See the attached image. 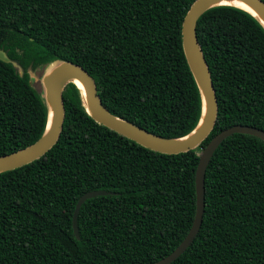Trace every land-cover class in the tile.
Here are the masks:
<instances>
[{"label":"trees","instance_id":"16d2710c","mask_svg":"<svg viewBox=\"0 0 264 264\" xmlns=\"http://www.w3.org/2000/svg\"><path fill=\"white\" fill-rule=\"evenodd\" d=\"M192 0H0V154L40 136L46 108L28 70L81 64L112 114L162 136L184 135L200 91L180 25ZM264 2V0H261ZM195 35L217 108L198 144L176 153L145 147L100 124L67 82L55 142L0 171V264H153L185 235L194 212L198 152L219 130H264V29L228 5L203 9ZM11 61H14L21 71ZM203 210L184 250L166 264H264V140L232 132L203 177ZM85 197L74 218L77 196Z\"/></svg>","mask_w":264,"mask_h":264},{"label":"water","instance_id":"95a60500","mask_svg":"<svg viewBox=\"0 0 264 264\" xmlns=\"http://www.w3.org/2000/svg\"><path fill=\"white\" fill-rule=\"evenodd\" d=\"M222 0H192L186 7L181 25L180 38L183 53L189 68L195 78L200 91L201 106L195 125L181 136L167 137L151 132L126 119L110 113L102 104L97 92L92 75L79 63L67 60H56L41 70H28L29 83L33 85L32 78L40 85L36 88L46 108L45 127L43 132L33 142L17 148L13 151L0 154V171L17 167L42 155L57 139L63 114L62 89L67 82H72L80 90L81 102L84 110L94 121L136 141L137 143L153 150L176 153L195 146L206 137L213 126L214 115L217 108L216 97L210 79L209 70L203 56L201 47L195 35V23L199 13L206 7L215 5H228L239 8L252 15L264 29V2L261 0H240L250 8H243L221 2ZM0 59L9 61L5 52L0 49ZM12 65L18 68L14 61ZM77 78L83 89L73 81ZM34 86V85H33ZM35 88V87H34ZM48 108L50 118L48 119ZM232 132H244L255 135L264 140V130L251 125L233 124L213 134L204 146H201L194 169V212L192 220L186 229L185 235L177 245L166 255L157 259L153 264H166L184 250L196 232L201 220L203 210V177L208 160L217 144ZM107 193L104 189H86L77 196L74 203L72 215L70 216V227L72 233L77 237L74 223L79 204L85 197Z\"/></svg>","mask_w":264,"mask_h":264},{"label":"bare ground","instance_id":"6f19581e","mask_svg":"<svg viewBox=\"0 0 264 264\" xmlns=\"http://www.w3.org/2000/svg\"><path fill=\"white\" fill-rule=\"evenodd\" d=\"M221 2H224V3H228V4H231V5H234V6H237V7H240V8H243V9H245V10H247V11H251L250 10V8H248L246 5H244V3L242 2V1H240V0H222ZM32 79V83H33V85H34V87H35V89L40 85V83L39 82H37L33 77H31ZM73 81L74 82H76L80 87H81V89H83V87H82V84H81V82L77 79V78H73ZM34 82H35V84H34ZM50 109L48 108V119H47V125H49L48 124V121H49V118H50Z\"/></svg>","mask_w":264,"mask_h":264},{"label":"rangeland","instance_id":"374dc122","mask_svg":"<svg viewBox=\"0 0 264 264\" xmlns=\"http://www.w3.org/2000/svg\"><path fill=\"white\" fill-rule=\"evenodd\" d=\"M36 81H37V80H36ZM37 82H38V81H37ZM34 84H35V82H34ZM36 84H37V83H36ZM36 84H35V85H36Z\"/></svg>","mask_w":264,"mask_h":264}]
</instances>
